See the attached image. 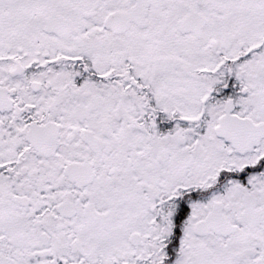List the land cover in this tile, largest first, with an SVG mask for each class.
<instances>
[{
  "label": "snow or ice",
  "instance_id": "6c2138e0",
  "mask_svg": "<svg viewBox=\"0 0 264 264\" xmlns=\"http://www.w3.org/2000/svg\"><path fill=\"white\" fill-rule=\"evenodd\" d=\"M0 264H264V0H0Z\"/></svg>",
  "mask_w": 264,
  "mask_h": 264
}]
</instances>
